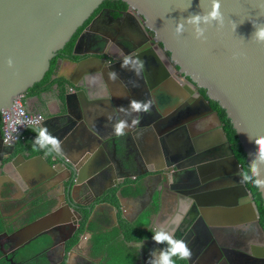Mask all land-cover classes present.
<instances>
[{
    "label": "crops",
    "instance_id": "0c3cea01",
    "mask_svg": "<svg viewBox=\"0 0 264 264\" xmlns=\"http://www.w3.org/2000/svg\"><path fill=\"white\" fill-rule=\"evenodd\" d=\"M127 20H118L117 32L112 31L114 25L105 28L123 56L149 46L135 21L133 28L123 29ZM151 63L155 69L149 73L151 88L141 73L120 72L111 80L101 71L80 83L89 102L77 98L68 108L58 102L56 92L24 96L29 112L42 113L49 120L48 131L64 146L65 164L72 165L82 180H68L67 169L43 151H23L26 160L16 158L13 163L1 141L3 255L10 252V239L13 252L27 251V264H146L150 252L164 246L142 236L163 227L191 250L190 259L174 258L175 264H264L257 209L239 183L238 167L217 115L186 79L177 76L162 51ZM87 68L90 72L98 65L93 62ZM80 73L74 64L63 61L58 62L54 78L66 82L78 75L79 81ZM133 99H151L153 106L148 113L131 116L119 111ZM137 115L139 125L126 130V135L114 134L117 121L131 123ZM35 135L26 130L23 140L30 143ZM182 158L184 164L196 163L175 175L171 165ZM71 185V200L84 204L77 205L78 213L65 201ZM115 188L119 210L100 201ZM87 211L91 215L78 235Z\"/></svg>",
    "mask_w": 264,
    "mask_h": 264
},
{
    "label": "water",
    "instance_id": "95a60500",
    "mask_svg": "<svg viewBox=\"0 0 264 264\" xmlns=\"http://www.w3.org/2000/svg\"><path fill=\"white\" fill-rule=\"evenodd\" d=\"M105 1L107 0H0V113L11 109L16 101L24 98L29 89L44 79L59 52L65 49ZM113 1L125 3L142 18L144 28L154 35V42L161 45L163 52L168 53V62L177 76L186 79L217 115L231 156L238 170H244L230 145L222 120L210 102H216L225 110L236 131L239 144L246 153V162L249 163L252 159L249 154L256 152L258 147L254 143L255 138L264 136V44H258L252 39L255 32L253 25H264V0H219L223 22L201 25L206 29L203 40L195 38L193 26L186 22L191 16L204 15L210 10V0ZM95 23L96 20H93L86 30H91ZM179 23H184V31L178 35L176 28ZM112 31H119L118 26L114 25ZM84 34L85 31L79 39ZM79 39L71 55L60 56L58 59L59 63L68 61L74 64L80 74L83 73L79 81L66 78V93L63 98L57 96L58 102L68 108L77 98L82 103L89 102L88 94L80 84L87 75L101 71L108 73V67L118 69L123 60L110 53L95 51L81 55L77 53ZM95 40L99 38L95 37ZM148 47L142 52H126L125 56L132 54L144 62ZM9 58L13 60L12 67L8 65ZM93 62L98 65V69L89 72L87 66ZM118 72L124 73L122 68L118 69ZM141 74L151 88L149 70L145 66ZM45 121L40 127L47 128L46 123L49 120ZM28 129L36 133L37 128ZM3 147V151H7L8 158H11L13 163L16 158L26 160V154H16V145L3 144ZM33 150L32 143L26 152L31 153ZM52 155L69 172L68 180L73 177L77 183L81 182L82 178L76 169L65 164L63 144L62 153ZM181 160L184 158L175 160L171 165L175 175L184 171L189 164L196 163L190 160L184 164ZM194 165L196 164L192 167ZM261 168H264V165H261ZM241 185L246 193L252 196L246 183ZM3 186L9 190L6 185ZM73 191L74 186L71 185L68 196ZM258 191L264 206V191ZM65 197L67 206L78 213L77 205L82 203L75 204L74 200H71L72 195ZM254 204L257 209V224L264 235L260 213L255 202Z\"/></svg>",
    "mask_w": 264,
    "mask_h": 264
},
{
    "label": "clouds",
    "instance_id": "9594fccd",
    "mask_svg": "<svg viewBox=\"0 0 264 264\" xmlns=\"http://www.w3.org/2000/svg\"><path fill=\"white\" fill-rule=\"evenodd\" d=\"M214 22L217 24L223 22V15L221 13V4L219 0H210V10L206 11L204 15L191 16L186 23L193 26L195 38L197 40H203L205 38L206 29L201 27V25H212ZM253 26L255 28V32L253 33L252 39L258 44H264V25L254 24ZM176 31L178 35L182 34L184 31V23L177 24ZM8 65L9 67L13 66V60L11 58L8 60ZM121 68H127L139 75L140 72L143 71L144 62L140 60L138 56L134 57L132 54H128L123 57ZM108 76L109 79L116 80L118 78V73L110 71ZM152 106L153 101L151 99L147 101L133 99L129 101L127 107L120 106L119 111L125 113V115L131 116L133 114L148 113ZM42 115L44 116L45 121L46 116L44 114ZM109 119H111V117H109ZM139 124L140 118L138 115L131 120V123L127 120L121 119L113 126L114 134L116 136L126 135V130L134 128ZM40 126L36 129V135L33 139L34 150L43 151L45 155H51L54 153L61 154L62 141L58 137L53 136L46 127ZM23 139L24 135H21L20 139L16 143L12 144V146L17 145V143ZM2 143L6 145L3 142V134ZM254 143L258 146L257 151L249 154L252 159L248 163L247 170L239 169L236 175L240 178L239 183H250L255 188L264 191V168H261V165H264V136L255 138ZM152 240L158 245H164V247L152 250L146 264H175L174 258L180 260H188L191 258V250L187 243L182 239L175 238L173 233H169L163 227L155 231L152 235Z\"/></svg>",
    "mask_w": 264,
    "mask_h": 264
},
{
    "label": "flooded vegetation",
    "instance_id": "af4514ba",
    "mask_svg": "<svg viewBox=\"0 0 264 264\" xmlns=\"http://www.w3.org/2000/svg\"><path fill=\"white\" fill-rule=\"evenodd\" d=\"M136 11L131 10L128 6L126 9H121L119 6L115 7H107L103 6V4L96 10L94 15L91 17L90 22L83 28V30L78 34L75 43L79 39L80 35L85 31V34L82 36L81 39H79V44L77 48V53L84 55L87 52H92L95 51L96 53H110L113 56H118L120 58H123L124 56L119 52V50L116 49V43L113 41V36L111 35L112 33L109 32L110 26L117 25L120 26L119 24L121 23L120 19L124 18H129L127 20V23H124V28H133L132 21H135L137 26L141 29V35L143 38H147L149 48H148V55L153 58V60H149L148 57L146 56L144 64L146 69L149 70V73L155 72L154 66L151 62L154 63V59L158 57L159 51H162V47L160 44L154 42V35L147 31L144 26H143V20L140 18L136 13ZM117 14V15H116ZM93 20H96V23L92 26L91 30H86V28L92 23ZM115 21V23H114ZM113 23V24H112ZM109 28V29H105ZM95 37H98L99 40H95ZM115 44V45H114ZM114 45V46H113ZM118 46V45H117ZM61 55H65L64 52L60 53ZM163 54L166 56V58L169 61L168 58V53L163 52ZM87 55V54H86ZM119 67L118 69H120ZM88 69V68H87ZM118 69L116 67H108V73L110 71H115L116 73L120 74L118 72ZM124 72H131L135 74V72L130 71L127 68L122 69ZM159 72V71H157ZM142 73V72H141ZM78 76V75H77ZM76 79L78 80L79 76ZM3 146V144H2ZM4 240V237H0V243ZM14 241L9 239V247L10 252L6 254H2L0 250V264H27L28 263V257H20L19 253L16 252V250L13 252L14 248ZM17 258V260H15Z\"/></svg>",
    "mask_w": 264,
    "mask_h": 264
},
{
    "label": "trees",
    "instance_id": "16d2710c",
    "mask_svg": "<svg viewBox=\"0 0 264 264\" xmlns=\"http://www.w3.org/2000/svg\"><path fill=\"white\" fill-rule=\"evenodd\" d=\"M103 6H107V7H115V6H119V8L121 9H126L127 5L121 1H113V0H107L103 3ZM117 15V14H116ZM90 22L87 21L85 23V25L79 29V31L76 33V35L73 37V39L66 45L65 49L61 52H64L65 55H61L59 52L58 56L52 61L51 63V69L50 71L46 74V76L44 77V79L39 82L36 83L31 89H29V91L26 93L25 97H31V96H40L42 97L44 94H51L56 92V95L59 96L60 98H63L65 93H66V87L64 86L65 82L63 79L60 78H54L55 77V73H56V69L58 66V59L60 56H69L72 54L73 48L75 46V40L78 36V34L83 30V28ZM57 86V89L54 90V86ZM204 94V90L201 91ZM211 106L213 107V109H215L221 120L223 123V127L225 129V132L227 134L228 140L230 142V145L235 153V156L238 160V162L243 166L244 170H247L248 167V163L246 162V153L244 152L242 146L239 144V140L236 134V131L233 128V125L231 123V120L229 118H227L225 110H223L222 108L219 107V105L216 102L211 101L210 102ZM30 132V130H29ZM33 142V141H32ZM32 142H28V140H20L16 146V154L18 153H23V151H27V148L29 146L32 145ZM33 152V151H32ZM42 153V151H35L34 150V154L35 153ZM246 187L249 189V191H251L252 193V198L253 201L256 203L259 213H260V223L262 225V227L264 228V206H263V200L261 197L260 192L258 191L257 188H255L252 184L250 183H246ZM117 193V188L110 190V192H108L107 196L104 198V200H100V201H106L111 203L113 206H115L118 210L120 209V205H119V200L116 196ZM120 214V213H119ZM118 214V215H119ZM91 215V211H87L84 214V218L82 220V225L80 230L78 231V235H80V233L83 232L84 230V226L87 223L89 216ZM121 216V215H120ZM120 220L122 223H124L123 219L120 217ZM0 230H3L2 227L0 226ZM154 233L148 232L146 234H144L142 236V238L147 237L149 239H152V235ZM78 235L76 236L75 239L72 240L71 244L67 245V249H71L72 246L76 243V241L78 240ZM164 246V245H163ZM24 258V257H23ZM177 259V258H175ZM17 260V258L15 259ZM18 261V260H17ZM178 261H176L177 263Z\"/></svg>",
    "mask_w": 264,
    "mask_h": 264
},
{
    "label": "built area",
    "instance_id": "2783aa9c",
    "mask_svg": "<svg viewBox=\"0 0 264 264\" xmlns=\"http://www.w3.org/2000/svg\"><path fill=\"white\" fill-rule=\"evenodd\" d=\"M43 121L42 114L29 112L22 99H19L11 109L1 112L3 142L6 145L16 143L25 129L38 128Z\"/></svg>",
    "mask_w": 264,
    "mask_h": 264
},
{
    "label": "rangeland",
    "instance_id": "374dc122",
    "mask_svg": "<svg viewBox=\"0 0 264 264\" xmlns=\"http://www.w3.org/2000/svg\"><path fill=\"white\" fill-rule=\"evenodd\" d=\"M34 250V249H33ZM19 256H22V257H28L29 255L27 254V251L25 250H22L19 252Z\"/></svg>",
    "mask_w": 264,
    "mask_h": 264
}]
</instances>
